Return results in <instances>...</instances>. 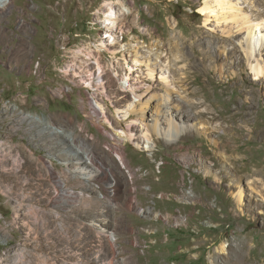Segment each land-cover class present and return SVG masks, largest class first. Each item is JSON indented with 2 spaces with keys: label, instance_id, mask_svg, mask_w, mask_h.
<instances>
[{
  "label": "rangeland",
  "instance_id": "obj_1",
  "mask_svg": "<svg viewBox=\"0 0 264 264\" xmlns=\"http://www.w3.org/2000/svg\"><path fill=\"white\" fill-rule=\"evenodd\" d=\"M105 2H113L117 20L129 15L121 30L97 23ZM203 2H5L0 9V261L7 256L13 264L21 251L28 252L27 260L37 253L36 240L26 231L48 218L54 224L35 235L48 245L41 253L55 264H264V77L253 76L237 44L245 29L228 34L226 23L217 24L213 15L205 21ZM238 2L254 23L263 18L264 24V0ZM259 27L264 33V25ZM209 38L215 39L210 50ZM223 39L226 47L217 43ZM102 42L123 51L112 54ZM135 48L154 69L153 78H145V63L131 59ZM75 53L82 57L74 58ZM255 57L264 67V45ZM97 61L114 79L104 90L98 88ZM80 64L90 66L91 80ZM128 64L132 77L150 84V93L164 92L161 72L172 82V101L164 104L158 97L149 103V110H160L162 129L168 116L184 127L172 142L155 135L146 141L141 124H136L138 144L115 139L116 130L125 128L118 123L122 109L134 95L129 90L125 99H107L104 93L127 85ZM72 66L80 72L73 74ZM114 144L124 148L128 164ZM60 149L78 159L61 158ZM90 150L105 160L103 167L78 163L88 161ZM76 165L90 168L93 177L85 179ZM115 179L123 185L114 205L103 188L113 192ZM102 209L117 227L108 236L90 225ZM64 224L71 227L70 236L81 229L91 241H60L67 232L53 227Z\"/></svg>",
  "mask_w": 264,
  "mask_h": 264
},
{
  "label": "bare ground",
  "instance_id": "obj_2",
  "mask_svg": "<svg viewBox=\"0 0 264 264\" xmlns=\"http://www.w3.org/2000/svg\"><path fill=\"white\" fill-rule=\"evenodd\" d=\"M238 1L239 0H204L203 5L200 8V11L205 15V21H207L209 19V17L211 15H213L214 20L217 24L226 23L225 27H223V32H226L228 34L233 33V28H236V32L239 30L245 29L244 33H246V34L237 40V42H238L237 44L239 47L241 46L243 48V50L245 51L246 60L249 63L251 71L253 72V76L254 77H264V67H263L262 59L255 57L256 51H260L261 46L264 45V42L262 41V35H264V33H262V30L259 27V25H264L261 22L263 18H260V21L257 20L254 23L249 18V16L246 14V11L243 10L242 7L239 5ZM5 2H8V0H0V9H2V6L5 5ZM101 10L103 13V17H102V19L100 17V20L97 21V23L101 27H105L107 29H113V28L117 27V28H119V30H121L122 26L125 24V20L129 18V15L124 14L123 16H121L120 19L117 20V13L114 9L113 2L112 3L111 2H105L99 11L101 12ZM237 35H238V33H237ZM110 40L114 41V38H112ZM242 40H244V42H246L245 46H244ZM214 43H215V39H213V38L212 39L209 38L206 41V46H207L208 50H210V48L212 47V45H214ZM217 43H220V44H222L223 47H226L225 43H224V39L223 40H217ZM101 45L105 48L106 51L111 52L112 54H118L122 50V48H121L119 51L116 48V45L113 43L106 44V43L102 42ZM123 49H125V48H123ZM93 54L94 53H89L90 56H92ZM122 55H123L124 59H126V56H124V53ZM80 56L81 55H78L77 53L74 54V58H78ZM131 56H132L131 59H133L136 63H139V64L145 63V65L147 67V72H146L145 78L146 77L149 79L153 78V76H154L153 70L154 69L152 68V66H150L149 63H147V59H145L146 61L140 59V57H144V56H141L139 54V51L137 50V48L131 50ZM85 62H86V60H85ZM96 63L100 69L99 74L102 77V81H101L100 85L98 86V88L104 90V89H106L107 85L113 86L114 85V79H112V77L105 71L104 67L98 61ZM81 67H84L86 69L85 71L87 72V74L89 76V80H91L94 73H92L90 66L80 64L79 68H81ZM127 69H128V72L126 73V76H125L126 79H128L127 85L124 88L115 89L113 92L104 93V96L107 99H111V98H113V99H125L129 94V90L134 95L133 99H131V101L128 102L125 105V107L122 109V116L118 120V123H119V125L124 123L125 128H121L120 131L116 130V132L114 133L115 139L120 143L124 142L123 145H125V143L127 141H132V142L138 144L139 143V135L137 134L138 127L136 126V124H141L144 127L141 128L139 131L141 133V136L146 141L149 140L152 135H155L158 138H164L165 141H167V142H172L175 139V137L178 135V132L181 131L184 127L179 125V123L175 122L174 120L171 119V117L168 116L167 117V127L162 129V127L159 126V118H158V114H159L160 110L159 111L158 110L152 111L153 109L149 110V109H151L149 107L150 99H154V98L158 99V97H159L163 101L164 104L172 101V100H170V99H172L171 98L172 97V90H173L172 82L169 80V78L166 74H163V72H161L159 75V79L162 82H164V84H163L164 85L163 86L164 92L160 93L159 95L157 94L156 91H154L153 93H150V84L145 86L143 84L145 79H141L140 76L132 77L131 66H129V64L127 65ZM71 71L73 74H78L80 72L77 70V68H74L73 66H72ZM181 78H182V80L184 79V77H182V76H181ZM105 79L107 81H104ZM97 105H98V103H97ZM187 105L190 107H196V104H194L193 102H188ZM93 108L96 111V108L95 107H93ZM149 111L155 112L154 113L155 116L152 118H148L147 114L149 113ZM237 113L238 112H234V113H232V115L233 114L236 115ZM197 115L198 116H204L205 113L199 112ZM148 119H149V121L150 120L152 121L151 124L144 121V120L148 121ZM112 146H113V149L115 151H117V153L119 154V157H120L122 163L128 164L124 148L122 146H118L116 144H114ZM146 147H148V146L146 145ZM86 155L88 156V161L87 160H84L83 162L79 161L78 162L79 164L85 163V165H89V163H92V164L98 165V163H99V165L103 167V165H104L103 162L105 160H103L102 157L100 158L99 157L100 155L98 153L92 152L90 150L87 152ZM58 156H60L61 158H65V159H68V158L78 159L77 156L75 157L74 155H72L70 153L68 154L66 151L64 152V150H62V149H60V151H58ZM75 171L77 173L84 174L85 179H91L93 177L92 170H90V168L88 170H86V166L82 167L80 165H76ZM111 173H112V171H111ZM122 182L123 181L120 179L114 180V182L112 183L114 186L113 192L108 190V186L103 188L106 192L105 196H106L107 201H109L110 203H114V205L117 204L118 200L122 198V196L119 194L120 188L123 185ZM81 184L83 185L82 187L88 188V185L87 184L84 185L82 181H81ZM107 184H111V183H107ZM73 195H71V196H73ZM238 200H240V194L238 195ZM126 204L129 207L131 206L129 200H126ZM96 215L97 216L96 217L94 216L95 218L91 219V221H90V225H91V227H93L95 229L96 233H101V235H107L108 236V233L116 231V229H117L116 225L110 224L108 222V220L106 219V217H104L105 212L103 209L98 211L96 213ZM95 221H98L99 223H96ZM50 224H54V221H50L47 218L40 225H36L35 227H28V229L26 231V237L31 236V234L33 235V239L36 240V242H34V244H33L34 245L33 249H35V251L37 253H35L34 251L31 252L32 257L30 256V259L27 260L28 252L27 251H21V252H19V256L13 262V264H55L56 261L51 259L48 255V253H43L48 248V245L44 244L42 241H37V236L35 235L38 231L47 232L49 230L48 228H50ZM70 230H71V227L69 226V224L61 225V227H59L57 225L55 227H53V231H55V232H59V233L67 232L66 233L67 236L60 237L59 240L66 242L68 245H72L73 243L86 245L91 241V239L88 238L87 236H83V234L81 233V229H79L77 231L76 235H74V236L72 235L73 237L70 236V234H71ZM108 231H110V232H108ZM44 238H48V236L46 235V237H44ZM96 241H97V245L100 246L102 243V240L100 238H98ZM107 241H108L110 247L113 248L114 247L113 239L111 237H109V239H107ZM83 248L81 246L80 250H82ZM41 251H43V252L41 253ZM9 262H10L9 258L7 256H5V258H3L0 261V264H9Z\"/></svg>",
  "mask_w": 264,
  "mask_h": 264
}]
</instances>
